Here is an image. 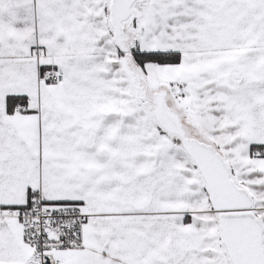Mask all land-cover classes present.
Here are the masks:
<instances>
[{"label":"snow or ice","instance_id":"6c2138e0","mask_svg":"<svg viewBox=\"0 0 264 264\" xmlns=\"http://www.w3.org/2000/svg\"><path fill=\"white\" fill-rule=\"evenodd\" d=\"M0 264H264V0H0Z\"/></svg>","mask_w":264,"mask_h":264}]
</instances>
